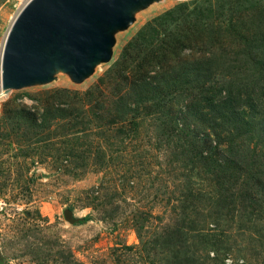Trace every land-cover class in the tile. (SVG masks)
Returning a JSON list of instances; mask_svg holds the SVG:
<instances>
[{"label":"rangeland","instance_id":"374dc122","mask_svg":"<svg viewBox=\"0 0 264 264\" xmlns=\"http://www.w3.org/2000/svg\"><path fill=\"white\" fill-rule=\"evenodd\" d=\"M27 1L0 0V51ZM263 50L264 0H165L81 85L4 94L0 79V264H264V194L232 197L233 170L216 190L205 155L230 145L208 143L197 92L242 58L264 80ZM260 113L233 156L264 149Z\"/></svg>","mask_w":264,"mask_h":264},{"label":"water","instance_id":"95a60500","mask_svg":"<svg viewBox=\"0 0 264 264\" xmlns=\"http://www.w3.org/2000/svg\"><path fill=\"white\" fill-rule=\"evenodd\" d=\"M165 0H29L7 36L4 94L46 86L66 76L81 85L111 62L119 33Z\"/></svg>","mask_w":264,"mask_h":264},{"label":"trees","instance_id":"16d2710c","mask_svg":"<svg viewBox=\"0 0 264 264\" xmlns=\"http://www.w3.org/2000/svg\"><path fill=\"white\" fill-rule=\"evenodd\" d=\"M242 60L243 58L238 60L237 68L233 66L229 67L234 71L233 74H223L221 80H217V82L208 87L200 86L197 92L201 99L199 107L210 131V134H207L208 143L211 146H217L221 145L223 141H228L230 145L225 151L228 159L224 161H218L212 155H209V153L205 155L207 162L205 173L209 178L213 176V183L217 190L226 188L224 187L225 180H219L220 174L225 175L229 170L239 172L237 178H235V182L241 183V186L239 185L240 190L237 188L232 197L236 196L242 199L249 198L254 200L255 195L264 194V162L260 164L259 161V159H263L264 161V152L263 154L261 153L264 149L261 151L260 148L259 151L257 148H253L249 153H243L239 157L233 156L231 149L235 143L234 138L241 134V130L249 131L248 126L254 121L256 115L261 114L260 112L264 113V80L260 79L259 72H254L251 77L246 76V73H241L242 68L245 66L244 62L241 63ZM263 63L264 50L258 52L257 58L252 64L258 66L260 70ZM197 66L189 71V75L194 78L202 76V67ZM236 73L237 78H234ZM214 74L209 71L208 74L205 73L204 75L207 76L205 81L209 83L213 82L214 80L211 76ZM233 132H236V134L229 137ZM220 133H226L225 137L219 138ZM202 154H204L203 151ZM229 198L225 197L222 200L227 201ZM175 245L178 248L182 247V244L176 243ZM175 255H179L176 258L184 257V253L181 251H176ZM178 264L186 263L182 260V263L179 261Z\"/></svg>","mask_w":264,"mask_h":264},{"label":"bare ground","instance_id":"6f19581e","mask_svg":"<svg viewBox=\"0 0 264 264\" xmlns=\"http://www.w3.org/2000/svg\"><path fill=\"white\" fill-rule=\"evenodd\" d=\"M29 2V0L27 1V2H25V4L23 5V7L26 5V3H28ZM22 7V8H23ZM17 18V15L15 16V18L13 19V23H14V20ZM13 23H12V25H13ZM12 25H11V27H12ZM11 29V28H10ZM10 31V30H9ZM8 34H9V32L7 33V35H6V38H5V40H4V42H3V44H2V47H1V51H0V79H1V74H2V59H3V53H4V47H5V42H6V39H7V36H8ZM2 91H3V89H2Z\"/></svg>","mask_w":264,"mask_h":264},{"label":"built area","instance_id":"2783aa9c","mask_svg":"<svg viewBox=\"0 0 264 264\" xmlns=\"http://www.w3.org/2000/svg\"><path fill=\"white\" fill-rule=\"evenodd\" d=\"M21 9V8H20Z\"/></svg>","mask_w":264,"mask_h":264}]
</instances>
